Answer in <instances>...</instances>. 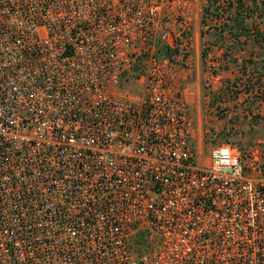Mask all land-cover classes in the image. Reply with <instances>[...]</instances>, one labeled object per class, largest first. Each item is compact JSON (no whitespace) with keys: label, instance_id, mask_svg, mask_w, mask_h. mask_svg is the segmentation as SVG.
Listing matches in <instances>:
<instances>
[{"label":"built area","instance_id":"obj_1","mask_svg":"<svg viewBox=\"0 0 264 264\" xmlns=\"http://www.w3.org/2000/svg\"><path fill=\"white\" fill-rule=\"evenodd\" d=\"M187 2L0 0V264H264V147L199 165L158 54Z\"/></svg>","mask_w":264,"mask_h":264},{"label":"crops","instance_id":"obj_2","mask_svg":"<svg viewBox=\"0 0 264 264\" xmlns=\"http://www.w3.org/2000/svg\"><path fill=\"white\" fill-rule=\"evenodd\" d=\"M212 0H189L185 4L186 15H193L192 33H191V55L189 63L193 67V71L197 70L199 59L201 58L202 49L205 46H210L216 57H219L229 44L241 45L238 48L234 47L228 49L231 55L227 57L224 66L220 69L215 79L216 91L212 97L213 101H220L215 103V107H224L227 112L228 122L235 129V121L242 125H238L243 129L245 125L248 128L245 131H254L264 128V44H255L252 42L256 34L264 37V0H240L241 4L251 8L252 13L248 15L240 25H236L234 21L230 22L228 29L230 33H226L225 46H218L215 43L214 28L212 27L209 33L203 30L202 15L203 8ZM230 2L228 7L227 5ZM238 0H218L219 4L224 6L226 18H235L238 13ZM216 3L215 5H217ZM245 6V7H246ZM228 17V18H229ZM219 25V23H217ZM178 26L173 23L169 24L171 32L176 33ZM231 29V30H230ZM245 34V35H244ZM231 36H236L235 42L230 40ZM230 42V43H229ZM203 43V45H202ZM207 43V44H206ZM195 49V59L192 57V52ZM250 59L254 63L251 64ZM188 60V59H187ZM184 66H185V61ZM187 64V63H186ZM190 66V67H191ZM192 71L188 68L187 73ZM240 75L242 76L241 78ZM258 76V77H257ZM239 79L241 86L237 84L225 83L226 80ZM257 81V82H256ZM234 88L237 92L232 93ZM218 99V100H217ZM214 107V106H213ZM257 121V123H255ZM197 125V123H196ZM228 125L226 124V127ZM242 126V127H241ZM202 126L197 125V129ZM264 141V139L262 140Z\"/></svg>","mask_w":264,"mask_h":264},{"label":"rangeland","instance_id":"obj_3","mask_svg":"<svg viewBox=\"0 0 264 264\" xmlns=\"http://www.w3.org/2000/svg\"><path fill=\"white\" fill-rule=\"evenodd\" d=\"M224 13H221L220 20L218 21H207L206 26L203 27L206 33H209L212 27L218 26L223 23V20L226 18L225 10ZM192 22L193 15L188 16V27L186 30V45L183 48H176L170 56L176 55L179 51L183 52L184 62L180 64L179 67L176 68L175 74L172 78V85L181 90L184 94V98L187 106L188 117L191 122L192 136H193V149L196 157V162L199 165L206 166L209 159L210 151L217 146L224 144L236 145L242 149H249L254 146H263L264 147V128L257 129L254 131L244 130L247 129L248 126L245 125L243 129H240L238 125L240 124L238 121H235V129L228 122L227 112L224 107H215L216 102L213 101L212 97L214 96V92L216 91V81L208 80L204 74V61L202 57L199 59L197 70L193 71V67L189 63V57L191 55V33H192ZM178 26L176 22L173 23ZM216 24V25H215ZM179 31V26L178 29ZM171 31V30H170ZM175 35L176 33H173ZM172 38H174L172 36ZM176 44H178V40L174 39ZM207 44V43H206ZM203 45V43H202ZM212 49L210 46H205L204 49ZM227 48L225 47L224 50ZM174 50V49H172ZM213 50V49H212ZM195 49L192 52V57L195 59ZM188 59V60H187ZM227 60V57H226ZM187 63V64H186ZM226 65V63H225ZM191 66V67H190ZM224 65H222L223 67ZM221 67V68H222ZM188 68L192 71L187 73ZM258 77V76H257ZM242 79V76L240 77ZM257 82V81H256ZM225 83L237 84L241 86V82L239 79L226 80ZM231 88V87H230ZM233 92H237L236 89L231 90ZM218 100V99H217ZM214 106V107H213ZM202 126L199 130L197 129V125ZM257 123V121L255 122ZM226 124L228 125L226 127ZM242 127V126H241Z\"/></svg>","mask_w":264,"mask_h":264},{"label":"trees","instance_id":"obj_4","mask_svg":"<svg viewBox=\"0 0 264 264\" xmlns=\"http://www.w3.org/2000/svg\"><path fill=\"white\" fill-rule=\"evenodd\" d=\"M216 3H218V0H212V1H209L206 6H204L203 15H202V21H201L203 27L206 26V22L207 21H218V20H220V16L222 15L221 13H224L223 9L225 8L224 6H226V5H222V4H219V3L217 5H215ZM236 3H237V8H238V13L236 14L235 18L231 19L232 17L228 16L229 18L228 17L225 18L223 20V23H221L218 26L213 27L214 28V36H215V43L214 44H218V46H225V43L228 41L226 39V33L227 34L230 33V31L228 29L229 19H230V22L234 21L236 25H240L241 22L243 21V19H245L248 15H250V13H252L251 8H248V6H246V5H245L246 6L245 7L243 3L241 4L240 0H238ZM227 5L229 7L230 2L228 3V1H227ZM236 38H237L236 36H234V37L231 36L230 40L231 41L234 40L233 42H235ZM252 42H254L255 44H258V43L259 44L260 43L264 44V37L256 34L254 36V40ZM238 46L241 47V45H236V44L235 45L234 44L233 45L232 44L227 45V49L224 50L223 54H222V56H223L225 61H226V57H228V55L229 56L231 55V53H228V49H231V48H234V47L238 48ZM259 46H261V45H259ZM174 51H176V49L170 50L168 48H161V49H159L158 54H160L162 56H170V54H172ZM206 53H207V49H204L201 52L202 59H204ZM225 61H224V63H225ZM250 62H251V64L254 63L252 59H250ZM224 63H223V65H224ZM134 241L136 243H139L140 242V238L136 237Z\"/></svg>","mask_w":264,"mask_h":264}]
</instances>
